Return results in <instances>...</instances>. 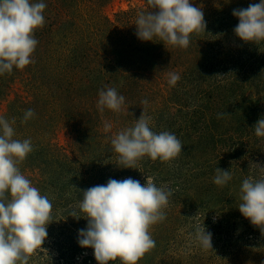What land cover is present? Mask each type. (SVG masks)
Instances as JSON below:
<instances>
[{
    "label": "rangeland",
    "instance_id": "1",
    "mask_svg": "<svg viewBox=\"0 0 264 264\" xmlns=\"http://www.w3.org/2000/svg\"><path fill=\"white\" fill-rule=\"evenodd\" d=\"M43 2L33 63L0 75V117L15 118L13 139L33 147L18 167L53 205L45 251L28 264H97L93 249L78 244L87 227L81 191L129 177L174 190L165 219L149 228L155 247L137 264H264V233L238 209L243 180L264 179V137L254 130L264 117V42L241 41L232 14L260 0H191L206 28L187 49L137 37L138 13L151 11L146 0ZM172 72L180 76L174 87ZM106 87L125 97L119 113L98 110ZM28 109L35 115L22 123ZM143 110L151 130L173 133L182 152L123 168L109 137ZM217 168L231 173L224 186L213 182ZM197 224L211 232L212 251L195 241Z\"/></svg>",
    "mask_w": 264,
    "mask_h": 264
},
{
    "label": "clouds",
    "instance_id": "2",
    "mask_svg": "<svg viewBox=\"0 0 264 264\" xmlns=\"http://www.w3.org/2000/svg\"><path fill=\"white\" fill-rule=\"evenodd\" d=\"M151 11L138 13L136 35L143 41L158 38L163 44L187 49L193 34L205 32L204 13L191 0H146ZM47 5L32 0H0V75L13 68L23 70L33 63L32 54L38 44L35 30L45 23L43 12ZM239 20L235 35L245 43L264 42V0L246 9L233 10ZM178 73H168V84L174 87ZM125 97L115 87L99 91L97 108L119 113ZM148 101H141L147 105ZM35 115L24 113L22 123ZM150 117L144 113L133 127L110 136L111 145L123 168L135 169L137 161L147 156L151 160L170 162L182 152L181 141L171 132L155 133L150 128ZM15 123L13 118L11 124ZM10 122L0 117V264H28L47 238V227L52 222V202L41 195L20 171L21 164L33 147L30 139H13L15 132ZM111 123H104L109 132ZM255 135L264 137V117L254 126ZM232 179L229 170L216 169L214 183L224 186ZM172 189L157 187L150 179L141 184L131 177L109 179L106 184L81 191L79 209L85 214L86 229L78 230V244L93 249L97 264L137 262L155 247L150 226L165 219ZM10 196V199H9ZM238 209L242 216L264 233V179L248 177L240 188ZM73 212L71 217L76 216ZM194 239L204 251H212V234L204 224L195 225Z\"/></svg>",
    "mask_w": 264,
    "mask_h": 264
}]
</instances>
